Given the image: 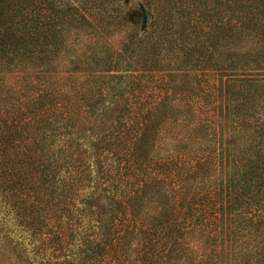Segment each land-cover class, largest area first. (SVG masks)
I'll return each mask as SVG.
<instances>
[{"label": "trees", "instance_id": "trees-1", "mask_svg": "<svg viewBox=\"0 0 264 264\" xmlns=\"http://www.w3.org/2000/svg\"><path fill=\"white\" fill-rule=\"evenodd\" d=\"M82 2L0 0V264H264V0H119L90 143L128 65Z\"/></svg>", "mask_w": 264, "mask_h": 264}, {"label": "rangeland", "instance_id": "rangeland-1", "mask_svg": "<svg viewBox=\"0 0 264 264\" xmlns=\"http://www.w3.org/2000/svg\"><path fill=\"white\" fill-rule=\"evenodd\" d=\"M74 2L83 1L81 4L89 8V17L93 26H89L82 32L80 39L76 44L83 47L86 45L102 48V54L111 53V61L116 60L117 65H128L125 77L118 76L112 79L104 77L103 91L105 94L104 110L92 114L90 117V129L87 131V143L94 139V135L103 133L110 129L114 123L119 111L123 107L122 91H125L130 85L131 75L143 69L145 62L149 59V46L142 41L137 42L134 32L129 29H118V4L119 0H73ZM140 32V30H139ZM91 48V47H90ZM108 48V50L106 49ZM108 52V53H107ZM107 56V55H105ZM104 60L109 61L105 57ZM119 63V64H118ZM108 64V63H107ZM59 73L58 81H69L67 76L69 71ZM75 79L80 82L83 76L80 74ZM67 78V80H65ZM74 79V77H70ZM80 103V102H79Z\"/></svg>", "mask_w": 264, "mask_h": 264}]
</instances>
